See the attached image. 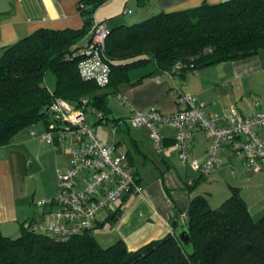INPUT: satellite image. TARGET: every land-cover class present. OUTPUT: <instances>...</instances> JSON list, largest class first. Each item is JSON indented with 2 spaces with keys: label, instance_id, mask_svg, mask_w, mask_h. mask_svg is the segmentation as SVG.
<instances>
[{
  "label": "trees",
  "instance_id": "obj_1",
  "mask_svg": "<svg viewBox=\"0 0 264 264\" xmlns=\"http://www.w3.org/2000/svg\"><path fill=\"white\" fill-rule=\"evenodd\" d=\"M104 1H79L84 4L78 9L83 18L79 29L40 28L3 48L0 146L7 145L26 125L40 120L46 125L47 109L55 98L76 106L86 98V106L95 113V123H107L106 95L115 92L135 66L154 61L161 71L173 75L197 66L249 57L264 49V0L203 1L189 9L160 11L108 31L102 58L110 67L109 90L101 92L103 87L81 79L77 65L79 50L91 27V15ZM176 62L185 66L174 71ZM49 72L55 80L52 89L44 82ZM97 113L102 118L98 119ZM120 120L114 118L112 123L119 126ZM229 189L230 195L217 207H212L203 195L193 196L185 225L179 231L135 250H128L120 238L103 246L94 234L105 223L111 227L117 221L128 193L115 210L106 212L104 220L96 219L92 230L68 240L34 231L31 218L16 236L3 235L0 230V264H264V215L254 218L239 189Z\"/></svg>",
  "mask_w": 264,
  "mask_h": 264
},
{
  "label": "crops",
  "instance_id": "obj_2",
  "mask_svg": "<svg viewBox=\"0 0 264 264\" xmlns=\"http://www.w3.org/2000/svg\"><path fill=\"white\" fill-rule=\"evenodd\" d=\"M79 1L0 0V55L5 46L37 29L81 28ZM203 1L214 4L222 0H109L99 5L94 14L111 30L160 11L189 9ZM128 9L131 12L125 13ZM127 76L112 94L126 96L130 105H123V112L115 116L112 109V119L125 118L133 109L148 107L172 114L183 107L176 99L179 93L194 96L196 103L209 114H221L232 107L243 117H249L256 110L264 111V49L256 55L197 66L173 75L164 73L154 61H149L130 69ZM130 128H126L129 142L118 150L130 156V166L141 190L127 194L126 206L111 227L105 223L96 229L95 237L101 245L120 238L128 250H135L151 240L177 232L185 225L182 215L193 196L203 195L212 207H217L230 195V187L239 189L254 218L264 211L262 199L253 198L250 202L246 199L248 187L244 182L257 170L249 168L229 149L221 151L222 159L216 170L210 175H201L177 158L173 125L161 127L166 143L163 153L155 151L146 126ZM45 129L42 121L26 125L7 145L0 146V230L3 235L16 236L31 218L39 219L41 210L36 202L57 193V169L67 167L69 155L65 151H54L40 138ZM257 133L264 139V126L259 127ZM209 143L206 133L196 128L189 142L190 157L201 160ZM197 179L195 188L189 190Z\"/></svg>",
  "mask_w": 264,
  "mask_h": 264
},
{
  "label": "built area",
  "instance_id": "obj_3",
  "mask_svg": "<svg viewBox=\"0 0 264 264\" xmlns=\"http://www.w3.org/2000/svg\"><path fill=\"white\" fill-rule=\"evenodd\" d=\"M83 7V2L78 3V9ZM94 12L85 44L79 50L77 68L81 79L104 87L109 83L110 67L102 53L109 29L104 21L95 18ZM130 12V9L125 11ZM184 66L176 62L172 70L179 71ZM117 97L121 104L130 105L126 96ZM176 99L183 107L172 114H164L155 107L133 109L118 125L146 126L157 153L165 151V135L161 127L173 125L177 158L201 175H210L219 167L221 151L225 148L253 170L264 165V139L257 133V129L264 126V111L256 110L249 117H243L232 107L221 114H209L189 93H179ZM86 104V98L82 99L81 106L63 98L53 99L47 109L52 119L47 118L46 129L40 135L54 151H65L69 159L66 168L57 169L56 195L36 202L41 213L39 219L33 220L32 229L61 241L92 230L100 212L115 210L118 200L128 193L130 187L131 192L141 190L126 153L118 150L114 139L118 126L112 125L110 129L113 139L102 143L87 119L86 113H91V110ZM253 105L256 107L257 103ZM96 117L102 118V114L97 113ZM196 128L204 131L210 140L201 160L189 155V142ZM182 218L185 220L186 214Z\"/></svg>",
  "mask_w": 264,
  "mask_h": 264
},
{
  "label": "rangeland",
  "instance_id": "obj_4",
  "mask_svg": "<svg viewBox=\"0 0 264 264\" xmlns=\"http://www.w3.org/2000/svg\"><path fill=\"white\" fill-rule=\"evenodd\" d=\"M44 82H45V85L47 87H49V88L54 87L55 80H54V76L51 72H49L45 75ZM101 89L105 90L107 92L109 90L107 86H105ZM123 109H124L123 104L120 103L119 98L117 96L113 95L112 93H108L106 95V112L108 114V119H109L108 123L104 122L101 124H95V121H96L95 113L94 112L86 113V116H87L89 123L92 125L94 132L97 134L98 139L102 143L110 142L112 140V137H113L112 133L110 132V129H111L112 125H114V124L112 123L113 116H111L112 112H110V111L111 110L114 111L113 115L115 116V114L122 113ZM46 118L52 119L51 112L47 113ZM121 119H123V117ZM41 121L44 122L43 120H40V122ZM127 127H131V126H128L124 123L120 124L118 126V129H117L116 134L114 136L115 139L117 140V145L120 148H123L129 142L128 141V133H126ZM131 128H133V127H131ZM234 158H235L234 160H237L239 157L238 158L234 157ZM256 170H257V172L254 173L253 177L250 180H248L247 182H244V184L248 187V195L246 196L247 197L246 199L249 202L252 201L253 198L262 199V201H264V165L260 166ZM120 202H122V200H118L117 203L119 204ZM262 203H264V202H262ZM105 214H106V212H104V211L100 212L99 218H104ZM262 215H264V211L260 212V214H256L255 218L257 219V218L261 217ZM97 230L94 231V234L96 233L95 235H97ZM107 245H109V244L105 243V246H107Z\"/></svg>",
  "mask_w": 264,
  "mask_h": 264
},
{
  "label": "water",
  "instance_id": "obj_5",
  "mask_svg": "<svg viewBox=\"0 0 264 264\" xmlns=\"http://www.w3.org/2000/svg\"><path fill=\"white\" fill-rule=\"evenodd\" d=\"M131 190H132V187H130L127 192L131 193ZM181 236L183 237L184 241L187 242V237L183 236V234H181Z\"/></svg>",
  "mask_w": 264,
  "mask_h": 264
}]
</instances>
